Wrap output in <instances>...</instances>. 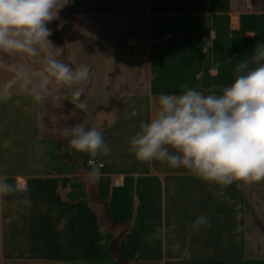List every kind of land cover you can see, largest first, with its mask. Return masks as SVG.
Here are the masks:
<instances>
[{
    "label": "crops",
    "instance_id": "crops-1",
    "mask_svg": "<svg viewBox=\"0 0 264 264\" xmlns=\"http://www.w3.org/2000/svg\"><path fill=\"white\" fill-rule=\"evenodd\" d=\"M253 1L69 0L59 19L46 25L53 47L38 48L37 57L10 56L11 87L0 86V179L7 177L20 191L0 196V264H118L110 250L118 233L101 227L105 205L91 201L93 186L111 217L130 226L119 248L131 264H264V190L257 182L216 184L167 162L141 161L129 151L141 121L155 116L161 94L195 88L221 95L231 86L236 65L250 60L257 42H264V9H253ZM123 44L141 55L145 73L117 76L119 55L113 54ZM49 54L73 68L88 66L90 78L78 86L85 103L110 97L92 110L94 120L100 111L115 115L98 127L108 155L92 156L48 137L45 104L51 103V111L63 106L57 119L81 111L70 102L76 86L53 80L43 101L21 87L19 66L38 83L33 73ZM129 80L136 82L132 89ZM57 95L66 101L57 104ZM90 158L104 164L99 180L90 175ZM201 215L211 227H189ZM9 216L18 219L9 223ZM162 222L163 238L146 239Z\"/></svg>",
    "mask_w": 264,
    "mask_h": 264
},
{
    "label": "clouds",
    "instance_id": "clouds-1",
    "mask_svg": "<svg viewBox=\"0 0 264 264\" xmlns=\"http://www.w3.org/2000/svg\"><path fill=\"white\" fill-rule=\"evenodd\" d=\"M68 2L0 0V53L32 58L39 55L38 48L46 44L53 47L48 39L52 31L46 25L59 19L60 10ZM64 23L61 21L58 27ZM40 62L42 70L33 73L40 77L38 83H33L23 66H19L17 78L21 87L36 101H43L53 80L69 89L76 86L70 102L86 111L87 104L81 99L83 89L78 86L89 80L88 66L73 68L51 54ZM6 63L0 57V65ZM219 67L217 64V70ZM236 73L234 82L221 95H204L195 88L180 95L161 94L155 116L148 122L141 121L139 131L130 138L129 151L141 161L167 162L172 168L183 167L216 184L264 179V42H257L250 60L236 65ZM53 99L59 102L63 97L57 95ZM62 135L70 137V145L79 152L92 156L102 152L106 156L111 151L95 125L88 129L81 123L68 125L62 129ZM90 175L99 180L101 173L93 168ZM19 191L7 177L0 179V196L16 195ZM18 203L21 201H14L13 207ZM23 203L31 206L30 200ZM17 219L9 216L8 222ZM201 226L211 227L207 216H198L189 225L196 230ZM166 232L162 222L153 233L146 234V239L163 238Z\"/></svg>",
    "mask_w": 264,
    "mask_h": 264
},
{
    "label": "rangeland",
    "instance_id": "rangeland-1",
    "mask_svg": "<svg viewBox=\"0 0 264 264\" xmlns=\"http://www.w3.org/2000/svg\"><path fill=\"white\" fill-rule=\"evenodd\" d=\"M65 2H67V0H60V3H65ZM137 4L138 3H135V7H137ZM253 9H264V0H254L253 1ZM101 28L102 27H100L99 31L97 30V32H98L97 34H101L103 32L101 30ZM130 31H131L132 34H134V29L133 28ZM207 35L209 36L208 38H210V35L209 34H207ZM95 40H99V39L96 38ZM211 52H212V50H211V45H210V46H208L207 49H205L204 53L207 56V55H210ZM223 53L226 56V54H227V49L226 48H225V50H223ZM119 54L120 53L117 50V53L115 52L113 54V57L115 58ZM130 54H129L130 55L129 56V64L126 63V65H127V66L125 65L126 67L125 66L121 67L118 62L116 63L117 66H119L118 67L119 69H117V72H118L117 76L118 77L120 75L122 77L129 78L131 76L134 77L136 74L145 73L144 69H143V66H141V64L138 63L139 56H141V55L138 52H135L134 50ZM10 56H15V55H9V54L0 53V57H4L6 62H7L6 65H0V86L1 87L3 86L5 88H7L8 73L10 71V66L8 64V59L10 58ZM114 66H116V65H114ZM126 83H127L126 85L129 88L132 89V88L135 87V83L136 82L134 80H129ZM97 84H103V82H99V83L97 82ZM64 100L65 99L63 98L57 104H60V102H62V101L64 102ZM109 101H110V97H108L106 95L94 96V97L89 98L88 102L86 103L87 106H88L87 107L88 111L87 112H85L84 110L80 111V116L78 117L77 123L83 124L85 126V128L92 127L91 123H92V121L94 122V114L92 112L93 108L99 103L101 105H106V104L109 103ZM57 106L54 109H52V111H51V108H50L51 107V103L50 102L47 105L45 104L43 106L45 108L43 110L45 116L49 119V121H52L55 124L60 123L61 120H62V119H57L54 116L56 110H61L63 108V106H58V107ZM256 185L259 187V189L264 190V179H262L261 181H258ZM262 215L264 216V212L262 213Z\"/></svg>",
    "mask_w": 264,
    "mask_h": 264
},
{
    "label": "trees",
    "instance_id": "trees-1",
    "mask_svg": "<svg viewBox=\"0 0 264 264\" xmlns=\"http://www.w3.org/2000/svg\"><path fill=\"white\" fill-rule=\"evenodd\" d=\"M134 3L135 2L130 3L133 6V8H135ZM58 60L63 62L62 58H59ZM79 116H80V113L66 112L63 115L60 123L54 124L52 121H49L47 124V128H48V134L47 135H48V137L54 139L55 141H57L58 143H60L61 145H64V146L70 144L69 141L71 138L63 136L62 135V129L65 126L77 124ZM86 129H88V128H86ZM90 199L92 202L102 203L105 205V211L103 212V214L101 215V218H100L101 227L104 230L117 231V233H118L116 238L110 243V250H111L112 254L114 255V257L117 259L118 264H131V262L128 259H126L122 256V254L120 252V248H119L120 240L123 238L125 233L130 228L129 224L114 220L111 217L107 202L102 199L101 195L99 194V192L97 191L95 186L91 187Z\"/></svg>",
    "mask_w": 264,
    "mask_h": 264
},
{
    "label": "water",
    "instance_id": "water-1",
    "mask_svg": "<svg viewBox=\"0 0 264 264\" xmlns=\"http://www.w3.org/2000/svg\"><path fill=\"white\" fill-rule=\"evenodd\" d=\"M130 52H131V48L123 44L122 47L120 48V54L116 58V61L119 63V65L121 66L126 65V59L128 54H130ZM114 116L115 115L112 111H108V112L100 111L99 113L96 114L93 125L100 127L103 126L105 122L112 123L114 121Z\"/></svg>",
    "mask_w": 264,
    "mask_h": 264
},
{
    "label": "built area",
    "instance_id": "built-area-1",
    "mask_svg": "<svg viewBox=\"0 0 264 264\" xmlns=\"http://www.w3.org/2000/svg\"><path fill=\"white\" fill-rule=\"evenodd\" d=\"M88 165H90L93 168H102L104 166L103 162L95 159V158H90L87 160Z\"/></svg>",
    "mask_w": 264,
    "mask_h": 264
}]
</instances>
